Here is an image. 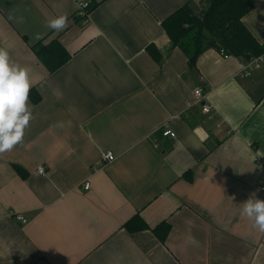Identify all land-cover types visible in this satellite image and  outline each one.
<instances>
[{
    "label": "crops",
    "instance_id": "obj_1",
    "mask_svg": "<svg viewBox=\"0 0 264 264\" xmlns=\"http://www.w3.org/2000/svg\"><path fill=\"white\" fill-rule=\"evenodd\" d=\"M199 1L92 0L84 25L76 0H0V46L40 95L0 155V264H264V233L240 214L264 200V62L244 76L248 59L204 43L191 64L162 23ZM251 1L243 22L264 44ZM56 37L71 56L51 72L37 49ZM137 215L149 229L127 228Z\"/></svg>",
    "mask_w": 264,
    "mask_h": 264
},
{
    "label": "trees",
    "instance_id": "obj_2",
    "mask_svg": "<svg viewBox=\"0 0 264 264\" xmlns=\"http://www.w3.org/2000/svg\"><path fill=\"white\" fill-rule=\"evenodd\" d=\"M208 8L195 10L186 4L173 12L163 21V27L174 46L182 47L188 54L191 64L204 49V43H213L215 47L238 57L250 55L259 56L264 53L261 44L245 26L243 19L253 9L251 0H205ZM93 5V4H92ZM93 7V6H92ZM153 56L157 52L149 47ZM37 55L46 68L53 72L60 68L69 58L70 53L56 37L42 48L37 49ZM29 97L37 102L40 98L35 88L29 92ZM129 230L149 229L140 216H134L127 222ZM161 241H165L170 233L171 224L163 222L155 229Z\"/></svg>",
    "mask_w": 264,
    "mask_h": 264
},
{
    "label": "clouds",
    "instance_id": "obj_3",
    "mask_svg": "<svg viewBox=\"0 0 264 264\" xmlns=\"http://www.w3.org/2000/svg\"><path fill=\"white\" fill-rule=\"evenodd\" d=\"M49 26L62 30L67 26V18L59 17L50 21ZM30 88V69L13 62L8 50L0 47V155L23 143L25 131L33 119L28 104ZM240 214L264 233V200L252 194L242 203Z\"/></svg>",
    "mask_w": 264,
    "mask_h": 264
},
{
    "label": "built area",
    "instance_id": "obj_4",
    "mask_svg": "<svg viewBox=\"0 0 264 264\" xmlns=\"http://www.w3.org/2000/svg\"><path fill=\"white\" fill-rule=\"evenodd\" d=\"M76 2H77V17L82 20V23L84 25H86L90 21V12L92 10V4H93L92 0H76ZM199 4H200V1H199ZM220 53L223 54L225 57H229L230 55L226 53L224 50H220ZM263 62H264V53L246 61L242 69L244 76L251 75L252 71L255 70L256 68H259ZM206 98H207V94L204 92L202 87H198L197 89L194 90V102L202 103L203 111L207 114H210L212 111V108H211V105L206 103L205 101ZM162 135L166 137L169 136L172 138L176 136L175 132H173V130L168 126L163 128ZM103 159L107 161H113L115 159V156L113 155L112 152H106L103 154ZM38 173L45 174V168L40 167L38 169ZM89 188H90V184L89 182H86L85 189L89 190ZM15 217L18 220H20L22 223L28 222V218L22 214H15Z\"/></svg>",
    "mask_w": 264,
    "mask_h": 264
},
{
    "label": "water",
    "instance_id": "obj_5",
    "mask_svg": "<svg viewBox=\"0 0 264 264\" xmlns=\"http://www.w3.org/2000/svg\"><path fill=\"white\" fill-rule=\"evenodd\" d=\"M209 45L215 47V45L213 43H210ZM243 57L246 58V59H248V60L250 59V55H244Z\"/></svg>",
    "mask_w": 264,
    "mask_h": 264
},
{
    "label": "snow or ice",
    "instance_id": "obj_6",
    "mask_svg": "<svg viewBox=\"0 0 264 264\" xmlns=\"http://www.w3.org/2000/svg\"><path fill=\"white\" fill-rule=\"evenodd\" d=\"M59 23V22H58Z\"/></svg>",
    "mask_w": 264,
    "mask_h": 264
}]
</instances>
